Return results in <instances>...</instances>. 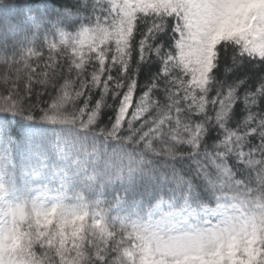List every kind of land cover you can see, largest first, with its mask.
Masks as SVG:
<instances>
[{"label":"snow or ice","instance_id":"snow-or-ice-1","mask_svg":"<svg viewBox=\"0 0 264 264\" xmlns=\"http://www.w3.org/2000/svg\"><path fill=\"white\" fill-rule=\"evenodd\" d=\"M100 2L106 9L94 26L45 39L19 60L0 55L10 70L20 65L0 90V215L12 197L56 216L80 241L75 264H142L149 249L163 264H264V203L256 199L264 194V3ZM109 37L103 63L59 48ZM238 106L244 116L235 121ZM106 111L112 126L98 128ZM213 130L219 139L209 145ZM184 159L188 177L174 163ZM230 159L244 165L242 177ZM102 162L155 172L173 182L170 194L158 197L147 222L121 225L110 219L111 204L88 200L105 187L93 183ZM201 188L206 194L197 195ZM15 234V225L0 227V264H19Z\"/></svg>","mask_w":264,"mask_h":264},{"label":"trees","instance_id":"trees-1","mask_svg":"<svg viewBox=\"0 0 264 264\" xmlns=\"http://www.w3.org/2000/svg\"><path fill=\"white\" fill-rule=\"evenodd\" d=\"M254 2L264 3V0H254ZM105 9L106 5L100 0H4L3 3H0V55H4L9 60H19L29 47H39L45 39H59L61 34H75L85 27L94 26L96 18L103 15ZM107 39L110 37L81 42L69 40L67 43H59V48L64 55L78 53L84 60L99 58L103 63L108 54ZM101 48L105 50L101 51ZM41 50L44 53L43 62H47V45L44 44ZM54 55L56 54L54 53ZM57 59L59 61V57ZM77 62L80 61L77 60ZM32 63L33 65L37 63L36 58H33ZM16 67H20V65H14L10 70L7 65L0 63V90L7 86L4 83L5 77H9L10 81L15 79ZM65 75L66 72L62 73L58 82L63 83ZM149 75L147 66L141 69V83L147 80ZM40 88V85H36L35 90L39 91ZM98 95V93L94 95V100ZM44 99H48L47 93ZM240 107L242 106L237 108L235 121H239L244 116ZM114 119L113 111H106L101 114L97 127H111ZM232 126L235 127L236 123L233 122ZM209 137L207 140L209 145L219 139L215 130L209 133ZM161 162V160L155 161L157 165ZM168 163L173 162L169 161ZM174 163L183 176L188 177L192 174L191 168L186 167L190 164L188 159L177 160ZM229 164L234 169H239L236 173L238 176L244 175L243 164H237L232 159L229 160ZM99 168L103 172V176L97 177L93 183H103L105 187L96 196L89 195V202L96 199L107 201L111 204V208L106 209L110 211V219L115 220L118 216L120 224L129 227L138 222H147L160 204L158 197H167L170 194L169 189L173 186V182H165L155 172L150 173L146 170L117 172L115 169L106 168L103 162ZM197 183L199 184V182ZM39 186L33 185V187ZM201 193L206 194V189L201 188L197 195H201ZM225 194L228 195V193ZM69 195H75V192H70ZM261 195L256 197L257 207L260 206V203H264ZM4 205V213L0 215V227L9 230L15 225L16 234L12 244L20 251L19 264H75L77 250L73 245H78L80 241L75 238L68 226L63 229L59 227L56 216L51 214L46 217L41 216L38 209L31 203L17 202L12 197L5 200ZM10 206H15V215L10 214ZM99 207L106 208V205L101 203ZM102 227L100 224L96 225L98 230H101ZM111 232L120 235V227H111ZM53 234H55V239H53ZM87 239L96 243L95 238L91 235ZM128 239H132V237H128ZM29 244L32 245L31 249L28 247ZM37 244L40 245L39 248L35 247ZM42 250L44 254L38 256L37 253ZM141 260L142 264H163L162 257L155 249L145 251Z\"/></svg>","mask_w":264,"mask_h":264},{"label":"clouds","instance_id":"clouds-1","mask_svg":"<svg viewBox=\"0 0 264 264\" xmlns=\"http://www.w3.org/2000/svg\"><path fill=\"white\" fill-rule=\"evenodd\" d=\"M4 2V0H0V3H3Z\"/></svg>","mask_w":264,"mask_h":264}]
</instances>
